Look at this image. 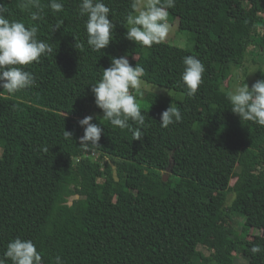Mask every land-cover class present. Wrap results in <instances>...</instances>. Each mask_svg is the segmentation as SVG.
<instances>
[{"label":"trees","instance_id":"obj_1","mask_svg":"<svg viewBox=\"0 0 264 264\" xmlns=\"http://www.w3.org/2000/svg\"><path fill=\"white\" fill-rule=\"evenodd\" d=\"M59 2L57 12L50 0H0L10 19L36 26L53 48L25 66L33 86L14 94L0 89V254L20 237L34 242L42 264H56L57 256L63 264H240L233 254L242 251L244 264H264V251L251 252L254 244L264 248V127L241 121L222 88L250 47L264 55V0H175L168 17L193 33L191 49L128 40L126 17L136 0H104L115 27L99 52L86 43L80 0ZM186 55L206 69L194 96L180 82ZM112 56L143 66L142 80L182 93L142 96V140L112 126L95 105L90 85ZM170 104L182 119L162 128ZM88 115L104 131L99 145L85 150L78 120ZM234 217L243 218L242 232L233 229ZM251 229L259 233L248 238Z\"/></svg>","mask_w":264,"mask_h":264},{"label":"clouds","instance_id":"obj_2","mask_svg":"<svg viewBox=\"0 0 264 264\" xmlns=\"http://www.w3.org/2000/svg\"><path fill=\"white\" fill-rule=\"evenodd\" d=\"M37 7H39L37 5ZM49 7L54 11L63 8L59 0H50ZM175 7V0H143L142 4H134V15L126 17V38L143 47L163 43L168 37L171 25L168 21V9ZM79 14L86 17L84 28L86 43L94 52L105 49L113 40L112 33L115 24L109 19L111 9L104 0H80ZM32 20L40 18L39 11L32 13ZM58 21L51 27L55 33L62 26ZM74 47H83L76 40ZM53 53L52 46L38 38L36 26L27 27L18 19H10L8 10L0 4V89L8 94L35 84L34 76L25 70V66L39 62L41 57ZM111 63L103 68L102 75L93 84L91 92L95 105L102 110V117L112 126L127 129L132 133L133 140H142V129L146 127V114L142 112L138 97H142V77L145 74L143 66L136 63L132 66L127 56L110 57ZM183 71L180 82L186 87L187 95L194 96L203 83L204 63L193 55L183 57ZM259 70L248 71L247 74L235 72V84L228 91L227 99L231 111L238 115L241 121H251L264 127V79H259L249 87L246 76ZM181 112L177 107L170 106L161 113L160 126L167 128L181 121ZM93 116L88 115L78 120L83 128L79 138L80 145L85 150L98 146L104 129L101 124L92 123ZM135 125V127H133ZM64 137L73 138L72 133L65 131ZM47 153L49 149H42ZM264 251L259 244L251 247L253 255ZM56 264H63L57 256ZM42 264V255L31 239L16 237L10 240L6 249L0 254V264Z\"/></svg>","mask_w":264,"mask_h":264},{"label":"rangeland","instance_id":"obj_3","mask_svg":"<svg viewBox=\"0 0 264 264\" xmlns=\"http://www.w3.org/2000/svg\"><path fill=\"white\" fill-rule=\"evenodd\" d=\"M143 0H136V4H142ZM135 14V11L132 15ZM168 21L171 25V30L170 33L168 35V37L166 38V42L172 43L174 45H178L180 47H184V48H188L191 49L194 45V40L192 38L193 33L191 31L188 30H180L178 28L177 25V20L172 19L170 17H168ZM127 27V24H126ZM257 46H252L250 47L251 50L247 51V53L245 54L244 60L241 64L238 65H231V67L229 68L225 79L223 80V89L224 90H230V88L233 86V84H235V79L233 74L235 72H242L243 74H247L248 71L251 70H255V69H259L253 73H249L246 76V81L249 85V87H251V85L256 82L259 79H264V55L263 53H258V49L256 48ZM251 52V53H250ZM260 74V75H259ZM228 87V88H226ZM142 90L144 92V95L146 94V92H155V93H161L163 95L166 96H170V97H174L176 99H180L182 98V93L180 92H176L174 90H169L163 86L154 84V83H149L146 82L144 80H142ZM138 99V103L141 105V107H146V102L144 101V99L141 98H137ZM95 112L92 111V114H94ZM0 154H1V149H0ZM95 158V156H94ZM166 174L168 175V172H163V175ZM234 194L232 192H230L228 194L227 197V204H230L231 201L234 198ZM111 199H113L114 197H110ZM237 222L236 223H231L232 227L235 231L237 232H242V221L243 218L242 217H234ZM259 233V231L257 229H251L249 230V235H247L248 238H252V236L254 234ZM198 249L200 251H202L204 254L208 255L210 253L209 250H207L205 247H203L202 245L198 246ZM235 260L240 263V264H244L247 262V258H246V252L242 251L240 254L236 255L233 254Z\"/></svg>","mask_w":264,"mask_h":264},{"label":"water","instance_id":"obj_4","mask_svg":"<svg viewBox=\"0 0 264 264\" xmlns=\"http://www.w3.org/2000/svg\"><path fill=\"white\" fill-rule=\"evenodd\" d=\"M112 172H113V175H114L115 180H117L118 178H117V176H116V169H115V166H114L113 164H112ZM166 179H167V175L164 174V175H163V180H166ZM74 198L77 199V198H78V195L76 194L75 196L69 198V201H68V204H69V205H71L72 200H73Z\"/></svg>","mask_w":264,"mask_h":264},{"label":"built area","instance_id":"obj_5","mask_svg":"<svg viewBox=\"0 0 264 264\" xmlns=\"http://www.w3.org/2000/svg\"><path fill=\"white\" fill-rule=\"evenodd\" d=\"M85 155H86V156H91V157H94V156L96 157L95 152H93V151L90 152V153L86 151V152H85Z\"/></svg>","mask_w":264,"mask_h":264}]
</instances>
